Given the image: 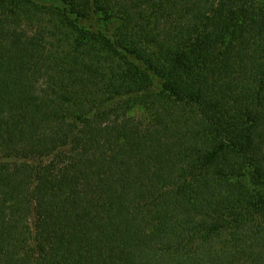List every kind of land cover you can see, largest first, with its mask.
<instances>
[{
    "label": "trees",
    "instance_id": "trees-1",
    "mask_svg": "<svg viewBox=\"0 0 264 264\" xmlns=\"http://www.w3.org/2000/svg\"><path fill=\"white\" fill-rule=\"evenodd\" d=\"M0 264H264V0H0Z\"/></svg>",
    "mask_w": 264,
    "mask_h": 264
}]
</instances>
